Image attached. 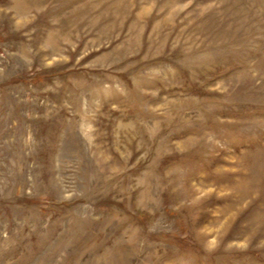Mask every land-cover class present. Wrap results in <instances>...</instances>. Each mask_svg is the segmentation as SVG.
<instances>
[{
  "label": "rangeland",
  "instance_id": "374dc122",
  "mask_svg": "<svg viewBox=\"0 0 264 264\" xmlns=\"http://www.w3.org/2000/svg\"><path fill=\"white\" fill-rule=\"evenodd\" d=\"M0 264H264V0H0Z\"/></svg>",
  "mask_w": 264,
  "mask_h": 264
}]
</instances>
